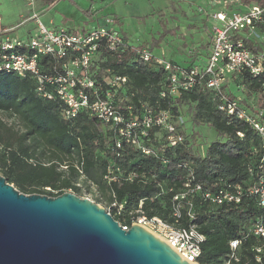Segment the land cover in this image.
I'll return each mask as SVG.
<instances>
[{
    "label": "trees",
    "instance_id": "1",
    "mask_svg": "<svg viewBox=\"0 0 264 264\" xmlns=\"http://www.w3.org/2000/svg\"><path fill=\"white\" fill-rule=\"evenodd\" d=\"M98 53L99 70L110 68L128 76L129 83L122 96L125 104H131L134 114L140 113L142 102L152 105L157 101L175 116L186 107L191 122L208 124L215 129L218 139L201 153L192 148L191 137H196L195 133L185 134L181 144L163 151L166 164L152 155L143 156L125 142L122 155L115 157L112 153L115 135L107 125L86 112L65 118L57 98L47 99L38 94L33 76L0 71V113L6 118H0V175L8 183L25 194L57 196L70 190L80 196L84 190L94 191L96 199L107 206L112 202L110 194L113 191L122 203V211L117 215L111 207L110 213L117 222L129 224L140 198L147 216H159L169 222L170 194L153 197L157 189L153 181L145 184L136 180L107 183L104 176L110 160L124 172L162 168L157 179L164 189L170 185L180 188L189 170L204 189L212 192L233 184H240L246 190L260 180L264 182V150L259 135L244 121L220 110L211 90L194 89L182 92L176 98H161L159 94L166 77L163 69L137 61L130 48L108 51L102 47ZM231 80L241 93L261 91L264 94V71L257 77L242 71ZM226 94L238 98L240 104L251 111L262 110L264 119V97L260 98L256 108L236 96L229 88V81ZM159 132L162 131L156 128L150 130L151 136L158 141ZM155 144L164 143L155 141ZM193 210L195 217L189 220L182 208L181 226L193 223L205 236L197 258L199 264H224L229 251L228 241L239 237L256 218L264 222V207L257 204L255 197L245 194L238 203L215 204L203 199L198 192L193 197ZM257 243L259 241L253 237L243 241L240 255L248 260L246 264H264V253L260 262L253 259L250 248Z\"/></svg>",
    "mask_w": 264,
    "mask_h": 264
},
{
    "label": "built area",
    "instance_id": "2",
    "mask_svg": "<svg viewBox=\"0 0 264 264\" xmlns=\"http://www.w3.org/2000/svg\"><path fill=\"white\" fill-rule=\"evenodd\" d=\"M26 2L33 6L35 0ZM209 4L215 11L209 14L213 24L209 50L203 61L182 66L163 56H156L149 45L132 46L124 35L115 30L114 19L110 17L103 18V22L96 26L51 28L41 21L40 14L33 9L30 16L13 27L3 26L0 19V71L33 76L38 94L47 99L57 98L62 104L65 118L70 119L79 112H86L107 125L115 135L112 149L115 157L122 155L121 149L125 142L143 156L152 155L166 164L162 158L165 148H174L185 139L183 117L171 114L169 108H162L157 101L152 105L142 102L140 113L134 114L131 104H125L122 96V91L129 83L128 76L117 74L110 68L99 70L100 48L105 47L108 51L130 48L137 61L155 65L165 72V84L159 94L161 98H176L182 92L194 89L211 90L218 101V108L251 126L259 135L264 150L263 111H251L243 107L238 98L226 94L225 84L242 71L253 77L260 76L264 71V2L209 0ZM28 21H32L34 27L25 37L10 35ZM152 128L162 131L157 136L160 141L151 136ZM238 135L243 136L241 132ZM155 141L164 144L157 145ZM160 170L163 169L124 172L110 160L104 178L107 183L136 180L145 184L153 181L157 187L153 197L170 194L169 222L159 216H147L142 210L143 199L140 198L135 213L130 215V223H118L124 230L131 224L148 229L190 264H199L197 258L205 239L195 224L181 226L184 214L189 220L195 217L193 197L196 193L200 192L203 199L215 204L238 203L245 194L255 197L257 204L264 207L262 180L246 190L240 184H233L212 192L204 189L194 179L192 170H189L180 188L170 185L164 189L162 182L157 179ZM110 196L112 202L104 208L108 213L111 207L115 208V214L118 215L122 211V203L113 191ZM182 208H185L184 214ZM248 237L259 241L250 250L254 261H261L264 253V222L256 218L239 237L228 241L229 251L224 264L247 263L248 260L241 257L240 249Z\"/></svg>",
    "mask_w": 264,
    "mask_h": 264
},
{
    "label": "water",
    "instance_id": "3",
    "mask_svg": "<svg viewBox=\"0 0 264 264\" xmlns=\"http://www.w3.org/2000/svg\"><path fill=\"white\" fill-rule=\"evenodd\" d=\"M0 264H190L138 225L65 191L25 194L0 175Z\"/></svg>",
    "mask_w": 264,
    "mask_h": 264
},
{
    "label": "rangeland",
    "instance_id": "4",
    "mask_svg": "<svg viewBox=\"0 0 264 264\" xmlns=\"http://www.w3.org/2000/svg\"><path fill=\"white\" fill-rule=\"evenodd\" d=\"M41 7H45L43 12H40ZM33 9L41 13L42 21L52 18L55 24L61 21L64 27L70 28L87 27L102 18H113L115 30L124 35L130 45H149L156 56H163L182 66L188 65L194 58V62H198L204 56L213 24L209 14L215 11L209 0H58L47 6H40L37 1L31 6L26 0H0V15L5 24H19L32 14ZM33 27V22L28 21L10 35L25 37ZM228 81L236 96L259 107V100L264 97L261 91L241 93L233 80ZM180 116L183 117L184 133H195L196 137H191L193 149L202 153L218 139L215 129L208 124H193L186 107H182ZM0 118L6 120L2 113ZM96 194L99 193L96 191ZM80 197L90 198L107 207L104 201L96 199L94 191L84 190Z\"/></svg>",
    "mask_w": 264,
    "mask_h": 264
},
{
    "label": "crops",
    "instance_id": "5",
    "mask_svg": "<svg viewBox=\"0 0 264 264\" xmlns=\"http://www.w3.org/2000/svg\"><path fill=\"white\" fill-rule=\"evenodd\" d=\"M36 1H37V3H38V5H40V6H47V5H51V4H53V3H55L56 1H58V0H53V2L52 3H49L50 2V0H43V2H41V0H35V3H36ZM71 2H74V0H71ZM35 3H34V5H35ZM45 8V7H44ZM43 7H41V9H40V12H43V9H44ZM35 11H36V9H35ZM36 12H38L40 15H41V13L39 12V11H36ZM207 17V16H206ZM0 19H1V23H2V25L3 26H5V27H13V26H15L14 24L12 25V24H5V23H3V17H2V15H0ZM205 20V19H204ZM42 21V20H41ZM46 26H48V27H51V28H58V27H60V26H63V24L64 23H62L61 21H58V24H55L54 23V20L52 19V18H50V19H48V20H46V21H44V19H43V21H42ZM103 22V18L102 19H100L99 21H97L96 22V24H94V25H88V26H96V25H98V24H101ZM204 22H206V21H204ZM27 23V22H26ZM203 25H206V23H203ZM66 27V26H65ZM67 28H70V27H67ZM114 28H115V25H114ZM70 29H77V28H70ZM28 30V29H27ZM28 31H30V30H28ZM209 41H210V38H209ZM208 46H209V43L207 44V50H206V52H205V54H204V56L201 58V61H203V58L206 56V54L208 53ZM192 59H193V56H192ZM195 59V58H194ZM194 59H193V61H191L188 65H190V64H192L193 62H194Z\"/></svg>",
    "mask_w": 264,
    "mask_h": 264
},
{
    "label": "bare ground",
    "instance_id": "6",
    "mask_svg": "<svg viewBox=\"0 0 264 264\" xmlns=\"http://www.w3.org/2000/svg\"><path fill=\"white\" fill-rule=\"evenodd\" d=\"M193 264H196V263H193Z\"/></svg>",
    "mask_w": 264,
    "mask_h": 264
}]
</instances>
